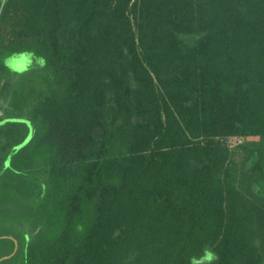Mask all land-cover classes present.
Masks as SVG:
<instances>
[{"label":"trees","instance_id":"trees-1","mask_svg":"<svg viewBox=\"0 0 264 264\" xmlns=\"http://www.w3.org/2000/svg\"><path fill=\"white\" fill-rule=\"evenodd\" d=\"M14 57L0 264H264V0H0Z\"/></svg>","mask_w":264,"mask_h":264},{"label":"water","instance_id":"water-1","mask_svg":"<svg viewBox=\"0 0 264 264\" xmlns=\"http://www.w3.org/2000/svg\"><path fill=\"white\" fill-rule=\"evenodd\" d=\"M20 75H21L20 70H14L11 79H6L2 82V85L0 87V116L4 114V109L2 106L3 105L7 106L11 102ZM2 237L4 236H0V238ZM17 249H18V243L16 244L14 252L9 255H5L1 257L0 262L6 258L11 257L17 251Z\"/></svg>","mask_w":264,"mask_h":264},{"label":"rangeland","instance_id":"rangeland-1","mask_svg":"<svg viewBox=\"0 0 264 264\" xmlns=\"http://www.w3.org/2000/svg\"><path fill=\"white\" fill-rule=\"evenodd\" d=\"M8 63L13 67V70H20L23 69L25 67V64L22 60H17V58H13V59H10L8 61ZM239 138L238 137H235V139L233 140L234 144L236 143L235 141H238Z\"/></svg>","mask_w":264,"mask_h":264},{"label":"clouds","instance_id":"clouds-1","mask_svg":"<svg viewBox=\"0 0 264 264\" xmlns=\"http://www.w3.org/2000/svg\"><path fill=\"white\" fill-rule=\"evenodd\" d=\"M206 252L208 253V256H209V264H210V261L216 259V257H215V254L214 253H211L208 250H206Z\"/></svg>","mask_w":264,"mask_h":264},{"label":"flooded vegetation","instance_id":"flooded-vegetation-1","mask_svg":"<svg viewBox=\"0 0 264 264\" xmlns=\"http://www.w3.org/2000/svg\"><path fill=\"white\" fill-rule=\"evenodd\" d=\"M4 109V108H3ZM6 115V112H5V109H4V114L2 115V116H5ZM2 116H0V117H2ZM4 237H7V236H10V235H3ZM16 244H17V242H16Z\"/></svg>","mask_w":264,"mask_h":264}]
</instances>
